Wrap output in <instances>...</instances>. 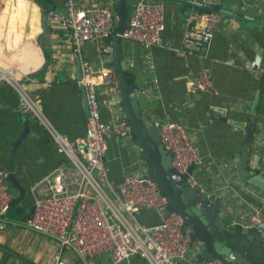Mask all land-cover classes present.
I'll return each instance as SVG.
<instances>
[{
    "label": "crops",
    "instance_id": "0c3cea01",
    "mask_svg": "<svg viewBox=\"0 0 264 264\" xmlns=\"http://www.w3.org/2000/svg\"><path fill=\"white\" fill-rule=\"evenodd\" d=\"M138 1L128 0L130 16ZM160 1L166 12L163 46L125 41L121 47L122 59L128 64V83L146 88L154 122L159 124L166 116L188 129L202 158V165L194 174L199 186L207 190V195L222 196L226 212L252 238L256 230H247L244 225L248 224L251 209L264 207V193L239 181L234 164L243 149L252 105L258 97L248 167L264 177V0H204L212 4L220 22L202 56L182 51L184 33L195 25L200 11L188 5V0ZM44 16L33 0H0V68L18 72L26 91L50 123L74 141L85 134L88 112L78 79L79 65L87 60L96 69L107 67L112 56L108 47L114 38L104 44H88L80 58L51 21L45 32ZM255 55L263 57L261 71L244 69L243 62ZM228 61L234 65L227 64ZM204 68L212 71L217 94L192 89L194 77ZM117 96L103 87L98 90L105 122L121 119L115 110ZM19 107L16 91L0 83V170L14 173L20 181L22 195L9 184L17 192L12 207L22 209L27 217L33 209L30 188L62 164L65 156L47 131L34 119L23 116ZM26 122L30 133L12 164V145ZM130 141L131 135L127 139L114 134L107 136L102 164L113 185L120 184L127 174H146L140 152L129 146ZM22 219L10 213L0 219V264H54L57 252L66 264H83L57 241L25 229ZM139 220L144 226H152L160 217L144 211ZM191 249L188 262H199L201 250L196 245ZM108 263L107 258L97 260V264ZM130 264L148 263L136 256L130 259Z\"/></svg>",
    "mask_w": 264,
    "mask_h": 264
},
{
    "label": "built area",
    "instance_id": "2783aa9c",
    "mask_svg": "<svg viewBox=\"0 0 264 264\" xmlns=\"http://www.w3.org/2000/svg\"><path fill=\"white\" fill-rule=\"evenodd\" d=\"M187 3L200 13L195 25L184 33L182 51L202 56L214 38L220 15L208 1L188 0ZM47 16L80 58L88 44H104L115 37L142 46H163L166 12L160 0H139L121 34L117 31L118 16L112 2L69 0L63 8L51 10ZM227 64L234 65L232 61ZM262 66L261 55L246 59L242 64L244 69L253 72L261 71ZM81 72L80 84L88 104L86 130L83 137L71 141L46 118L26 91L21 75L0 68V83L10 86L19 96V112L42 126L65 156L62 164L30 188L33 209L21 221L23 227L57 241L83 264H97L99 258L109 259L108 264H130V259L136 256L148 264H230L220 257L188 262L192 245L199 250L200 244L192 231L184 227L182 216L169 211L168 199L146 174H127L118 185L109 181L102 164L107 136L114 134L127 139L131 126L122 119L110 122L102 119L98 90L103 87L112 95H118L120 81L114 70L96 69L87 60L82 61ZM191 87L195 91L217 94L213 73L207 68L194 77ZM159 126L161 144L172 156L178 173L187 174L191 166L200 169L202 158L188 129L169 121L166 116ZM9 175L0 170V219L8 214L16 200L9 186ZM189 184L199 194L207 195L195 175L190 177ZM262 203L264 205V196ZM144 211L156 213L159 222L142 225L139 214ZM244 228L255 229L264 239V207L251 209ZM54 264H66L60 252L54 255Z\"/></svg>",
    "mask_w": 264,
    "mask_h": 264
},
{
    "label": "water",
    "instance_id": "95a60500",
    "mask_svg": "<svg viewBox=\"0 0 264 264\" xmlns=\"http://www.w3.org/2000/svg\"><path fill=\"white\" fill-rule=\"evenodd\" d=\"M49 1L55 7L63 8L69 0ZM111 1L118 16L117 31L121 34L130 18L127 0ZM43 28L45 32L48 31L47 15L43 17ZM112 41L108 47L112 56L107 68L116 71L120 81L121 90L117 96L115 110L120 118L131 126L129 146L139 150L146 175L157 184L162 194L168 199L169 211H175L182 216L184 227L192 231L194 239L200 244L199 262L212 261L220 257L230 264H264V239L260 233L255 231L250 238V235L244 233L241 225L234 223L233 215L226 212L222 196L202 195L190 186L189 179L194 175L195 167L191 166L187 174H180L174 168L172 156L161 144L160 126L152 120L149 113L150 102L145 95L146 88L128 83L126 77L128 64L122 59L121 50L125 40L115 37ZM78 79L80 81L82 79L80 65ZM258 101L256 97L251 109L244 146L235 159L234 168L239 181L246 182L264 192V177L248 167ZM29 133L30 125L26 122L18 139L12 145V164L19 147L27 140ZM8 182L21 195L23 194L24 189L14 173H10Z\"/></svg>",
    "mask_w": 264,
    "mask_h": 264
},
{
    "label": "trees",
    "instance_id": "16d2710c",
    "mask_svg": "<svg viewBox=\"0 0 264 264\" xmlns=\"http://www.w3.org/2000/svg\"><path fill=\"white\" fill-rule=\"evenodd\" d=\"M37 7L41 10L43 15H47L49 11L59 9L55 7L49 0H33ZM111 0H104V3H109ZM113 3V2H112ZM127 8L129 11V2L127 0ZM12 207V206H11ZM10 207V210L8 213L12 215H16L17 219L23 218L22 220L26 219L27 217L24 216L22 209H17L16 206Z\"/></svg>",
    "mask_w": 264,
    "mask_h": 264
},
{
    "label": "rangeland",
    "instance_id": "374dc122",
    "mask_svg": "<svg viewBox=\"0 0 264 264\" xmlns=\"http://www.w3.org/2000/svg\"><path fill=\"white\" fill-rule=\"evenodd\" d=\"M11 189H12V188H11ZM12 192L15 193V194L17 193V192H15L13 189H12Z\"/></svg>",
    "mask_w": 264,
    "mask_h": 264
},
{
    "label": "flooded vegetation",
    "instance_id": "af4514ba",
    "mask_svg": "<svg viewBox=\"0 0 264 264\" xmlns=\"http://www.w3.org/2000/svg\"><path fill=\"white\" fill-rule=\"evenodd\" d=\"M194 174H195V170H194Z\"/></svg>",
    "mask_w": 264,
    "mask_h": 264
}]
</instances>
